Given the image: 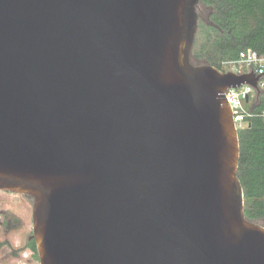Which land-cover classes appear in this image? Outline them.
Returning a JSON list of instances; mask_svg holds the SVG:
<instances>
[{"label": "water", "instance_id": "water-1", "mask_svg": "<svg viewBox=\"0 0 264 264\" xmlns=\"http://www.w3.org/2000/svg\"><path fill=\"white\" fill-rule=\"evenodd\" d=\"M198 1L0 0V191L40 264H264L225 99L258 78L191 63Z\"/></svg>", "mask_w": 264, "mask_h": 264}, {"label": "trees", "instance_id": "trees-1", "mask_svg": "<svg viewBox=\"0 0 264 264\" xmlns=\"http://www.w3.org/2000/svg\"><path fill=\"white\" fill-rule=\"evenodd\" d=\"M213 5L209 23L199 25L190 61H206L219 71L222 62L236 61L243 50L264 57V0H202ZM202 40V41H201ZM246 105L252 113L248 127L238 131L237 176L243 189L245 218L264 226V90ZM255 102V101H254ZM28 248L36 254L34 241Z\"/></svg>", "mask_w": 264, "mask_h": 264}, {"label": "rangeland", "instance_id": "rangeland-1", "mask_svg": "<svg viewBox=\"0 0 264 264\" xmlns=\"http://www.w3.org/2000/svg\"><path fill=\"white\" fill-rule=\"evenodd\" d=\"M212 12L213 5L202 0L198 1L196 5L198 25L194 41L200 36L199 25L201 23L203 25L208 24ZM196 64L198 66L208 65L206 61H199ZM221 67L222 72L231 70L227 62H222ZM235 69L238 71L245 70L242 65H236ZM259 91L253 93L251 103H257ZM32 204L31 198L0 191V264H40L37 255L28 251L26 246L29 243V237L32 235Z\"/></svg>", "mask_w": 264, "mask_h": 264}, {"label": "built area", "instance_id": "built-area-1", "mask_svg": "<svg viewBox=\"0 0 264 264\" xmlns=\"http://www.w3.org/2000/svg\"><path fill=\"white\" fill-rule=\"evenodd\" d=\"M227 63L231 67L229 72L231 71L235 74L254 73L255 77L258 78L257 91L264 90V57L257 55V53L252 50H243L239 53L236 61H230ZM236 65H242L245 70H236ZM233 69L235 72H233ZM254 92L255 90L253 87L227 89L225 92V99L230 108L232 121L237 132L248 127V120L251 118L252 113L247 109L246 105L251 101V96ZM246 100L248 101L246 102Z\"/></svg>", "mask_w": 264, "mask_h": 264}, {"label": "flooded vegetation", "instance_id": "flooded-vegetation-1", "mask_svg": "<svg viewBox=\"0 0 264 264\" xmlns=\"http://www.w3.org/2000/svg\"><path fill=\"white\" fill-rule=\"evenodd\" d=\"M1 192H4V191H1ZM6 193H11V192H6ZM13 194H15V193H13ZM16 195H19V194H16ZM21 196H23V195H21ZM25 197H27V196H25ZM28 198H30V197H28ZM32 201H33V200H32ZM31 237H32V235L29 237V243H31V241H34ZM29 243H28V244H29ZM34 243H35V242H34ZM28 244L26 245L28 251H30L33 255H35V254L31 251V249L28 248ZM35 247H36V246H35ZM36 255H37V251H36ZM37 257H38V255H37Z\"/></svg>", "mask_w": 264, "mask_h": 264}]
</instances>
